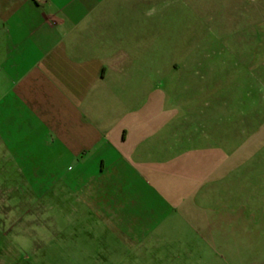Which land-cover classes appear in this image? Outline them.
Wrapping results in <instances>:
<instances>
[{"label":"crops","instance_id":"0c3cea01","mask_svg":"<svg viewBox=\"0 0 264 264\" xmlns=\"http://www.w3.org/2000/svg\"><path fill=\"white\" fill-rule=\"evenodd\" d=\"M150 1L0 0V163L168 264H264V131L223 137L225 104L190 125Z\"/></svg>","mask_w":264,"mask_h":264},{"label":"rangeland","instance_id":"374dc122","mask_svg":"<svg viewBox=\"0 0 264 264\" xmlns=\"http://www.w3.org/2000/svg\"><path fill=\"white\" fill-rule=\"evenodd\" d=\"M149 3L155 34L159 42L168 41L167 51L159 44L165 74L158 82L168 84L190 125L200 130L194 120L225 104L223 117L229 109L237 113L215 128L223 137L231 133L241 145L264 131V36L257 27L264 17L257 6L264 7V0ZM36 183L28 172L0 163V264H168L157 252L136 249L96 224L89 200L76 202L71 188L46 180L39 189Z\"/></svg>","mask_w":264,"mask_h":264},{"label":"built area","instance_id":"2783aa9c","mask_svg":"<svg viewBox=\"0 0 264 264\" xmlns=\"http://www.w3.org/2000/svg\"><path fill=\"white\" fill-rule=\"evenodd\" d=\"M42 1H45V0H42Z\"/></svg>","mask_w":264,"mask_h":264}]
</instances>
